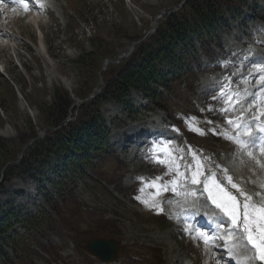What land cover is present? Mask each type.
<instances>
[{
    "label": "rangeland",
    "instance_id": "obj_1",
    "mask_svg": "<svg viewBox=\"0 0 264 264\" xmlns=\"http://www.w3.org/2000/svg\"><path fill=\"white\" fill-rule=\"evenodd\" d=\"M180 1L53 0L44 3L47 8L46 13L32 12L30 15L22 16L18 12L7 11L8 18L5 21L9 26V32L2 24L4 20L0 18V139H13L25 132L28 119H39V104L50 102L56 88L68 94L71 92L70 96L74 95V97L77 93L83 94L86 90L89 91L95 85L94 91L96 86L102 84L104 71H98L94 78H87L85 70L76 69L78 67L72 62L88 52H99L98 57L119 53L128 44L127 36L145 33L147 24L150 30L158 15L174 9ZM245 2L246 5H241L242 20H234L230 32H224L223 38L227 47L225 58L229 60L228 63L209 70V65L203 58L204 68L200 74V86L198 85L196 91L185 90L183 85L179 86L184 91L178 97L179 100L174 97L171 102L166 103L167 108L171 109L168 110V115L167 111L161 110L144 112L142 106L145 100L137 92H132L128 99L138 108V118L134 122L122 115V107L117 102L109 101L101 104L99 110L107 125L114 120L117 127L110 128L109 134V142L114 150L110 148L107 153L102 152L95 164L88 168L86 174L79 177L72 186L71 198L78 207L73 208V199L68 201L62 207L58 219L54 218L55 224H50V228L46 227V231L41 236L24 233L21 222L14 225V229L23 237V242L20 243L17 255L9 246L5 247L11 264H101L87 250L85 246L87 237H74L73 233L63 228L72 226L73 221L70 222V219L76 217L78 208L80 212H94L99 220H108L109 225H106L110 228L107 237L92 231L96 237L102 236L120 241L116 259L102 264L235 263L227 256L223 247L210 251L202 242L192 239L183 231L185 224L179 219V213H182L185 207L191 208V197L185 198L183 193L180 196L163 193L161 197L154 198L155 189L147 185L156 177H161L162 183L171 180L175 175L176 164L181 165L180 171L187 173L186 166H194L199 162L207 172L210 170L216 172L219 180L223 182L222 186L228 187L226 170L227 175L232 176L233 182L238 183L243 190L253 196L254 203L264 204V185L256 181L257 176L264 169V154L258 153L256 149H248L247 151L254 153V158L250 157L247 151L225 137V128L218 130L220 126L226 125L225 117L219 110L226 95H216L215 100L207 101L213 90L211 87L214 85L219 87L218 81L224 79L223 72L226 68H237L235 66L237 63L242 65L240 69L247 68L248 72L237 75L236 79L231 75V80L234 81L230 84H234L235 92V84L242 78H251L254 73L249 68L253 64L245 61L246 58L250 57L254 62L261 59L264 61V21L248 19L250 16L248 7L251 5L258 6L256 14L264 19V0H245ZM225 15L227 16L228 12H225ZM31 16L35 17L34 21ZM99 60L100 68L102 64L108 62L104 58ZM81 68L87 66L82 65ZM233 74L238 72L233 71ZM60 77L63 78L64 83ZM11 82L17 86L19 93L23 94L28 104L23 98H17L10 85ZM243 91L250 93L253 87L247 83ZM242 101L244 105L247 103V100ZM250 102L248 101L249 104ZM207 108L211 109V113L214 112L216 117L214 119L220 123L216 129L218 130L216 136L209 131L210 128H216V125L211 126L208 123L211 117L207 114ZM237 110L235 109L232 114L234 117ZM248 110V112L254 111L253 106L248 107ZM191 111H194L193 115L189 113ZM181 112H188V116H182L180 119L178 114ZM116 117H119V120H116ZM160 119L165 121V125ZM177 120H182L181 126L177 125ZM173 126L179 129V133L173 131ZM189 126L202 129L203 135L189 131ZM148 127L157 129L159 135H165L170 139L169 147L173 153L171 171L166 165L149 161L154 159L153 156L158 149L152 147L154 152L152 155H150L152 150H147L142 156L137 153L138 145L142 144L140 148L144 147L143 149L150 148L147 140L149 133L146 131ZM125 137H129V140L127 141L128 138L125 140ZM165 141L159 140L154 144ZM137 154L138 156H135ZM193 154L196 155L195 161ZM146 155L149 159L144 157ZM212 162H215V165H212ZM3 171L2 168L0 211H8L12 207L17 208L18 211L21 208L20 218L26 217L27 214L34 213L37 206L42 205L41 197L44 190L53 192L47 178L43 180L45 188L43 190L30 175H15L5 181ZM48 177L51 181L56 180L53 173L48 174ZM137 195L150 203L155 199V202L163 208V212L150 210L135 199ZM44 209L47 207L44 206ZM201 210L215 214L227 224V218L222 216L210 201L204 203L203 197L198 208V211L202 212ZM84 217L89 218L87 215ZM85 218L78 220L73 226L84 230ZM194 224L204 230L197 222ZM50 243L55 245V252L47 248ZM236 251L243 255L240 249Z\"/></svg>",
    "mask_w": 264,
    "mask_h": 264
},
{
    "label": "trees",
    "instance_id": "obj_2",
    "mask_svg": "<svg viewBox=\"0 0 264 264\" xmlns=\"http://www.w3.org/2000/svg\"><path fill=\"white\" fill-rule=\"evenodd\" d=\"M241 1L243 0H186L180 9L159 19L155 32L134 46L128 57L121 59L118 64L109 65L102 72L100 94L81 104L73 120L66 121L70 113L71 117L74 116L72 110L75 108V101L68 92L56 88L50 102L39 104V119H28L25 132L13 139H0V171L5 167V181L15 175L29 174L35 177L53 171L58 177V182L53 185V192L47 191L43 196L44 204L50 211L39 206L34 214H27L26 217L20 218L14 211L8 215L13 216L16 222L20 221L29 235L41 236L46 227L50 228V224H55L54 218L58 219L62 207L73 199L72 186L76 183V177L83 176L85 169L91 168L102 152H108V128L98 111L99 105L104 101L116 100L128 110V103L124 98L134 89L148 96L151 104L161 106L156 101L162 102L168 98L152 85L161 86L169 94L178 93L183 78L189 82L194 73L191 64L197 58L194 40L205 53H211V45H220L221 31L229 28L230 21L225 12L233 18L238 17L237 6ZM147 26L148 24L146 32ZM145 33L127 36V46L117 54L98 57L99 52H88L73 63L78 67L76 69L85 70L87 78H94L100 70V58L114 59L127 50L131 41L140 39ZM82 65L87 68H81ZM94 87L95 85L83 94L77 93L76 98H86ZM42 129H46L44 137L30 144L21 160L16 162L22 148L38 136ZM72 206L78 207L74 199ZM86 215L90 220L86 219L90 224H95V227L88 225L80 230L73 226ZM93 217L80 212L78 208L76 217L70 219V222L73 221L72 226L63 228L76 236L87 238L94 235L92 231L106 235L110 228L107 226L109 222L94 220ZM10 227L7 216L3 217L0 221V233ZM16 238L13 250L17 255L23 237L16 235ZM9 263L7 253L0 244V264Z\"/></svg>",
    "mask_w": 264,
    "mask_h": 264
},
{
    "label": "snow or ice",
    "instance_id": "obj_3",
    "mask_svg": "<svg viewBox=\"0 0 264 264\" xmlns=\"http://www.w3.org/2000/svg\"><path fill=\"white\" fill-rule=\"evenodd\" d=\"M12 4L15 6L9 8L6 0H0V12L15 13L17 7L23 8L25 12L30 10L29 0H12ZM256 71L264 73V67L258 66ZM257 83H264V76H261ZM220 94L226 95L222 89ZM212 99L215 100L216 97L213 96ZM226 103L229 106L221 108L220 111L225 117L226 124L232 128V134L227 136V139L245 151L254 146L253 138H258L264 145V111L254 109L255 114L249 113L246 118L244 113L248 109L241 108L240 115L234 117L232 114L239 101L229 98ZM251 107L249 105V108ZM208 123L211 124L212 121ZM173 131L179 133V129L175 126ZM189 131L203 135V130L197 127L189 126ZM209 131L214 135L217 134L215 128H210ZM169 144L170 141H165L154 144L152 147L158 149L154 157L155 162L168 166L171 171L173 153ZM258 147L261 154H264V146ZM247 154L254 158L253 152L247 151ZM193 160H196L195 154H193ZM186 167H188L187 173L180 171L181 165L176 164L175 175L167 182H160L161 177L151 181L147 186L155 189L154 198L161 197L163 193H171L173 196H180L183 193L185 198L191 197L192 207L184 209L181 213L185 224L184 232L188 233L192 239L202 242L210 251L223 247L227 256L234 260L235 264H264V204L254 203L253 196L243 190L238 183L233 182L232 176L227 175L226 170L225 178L228 187L222 186L223 182L219 180L216 172L204 170L202 163L197 162L194 166ZM257 195L260 194L257 193ZM201 197L204 198V203L210 201L219 213L227 218V224H225L223 221H218L215 216L208 217L214 223L217 234H210L190 222L191 216L207 215L198 211ZM135 199L150 210L157 213L163 212V208L155 202V199L151 203L139 195ZM237 249H240L243 255H240Z\"/></svg>",
    "mask_w": 264,
    "mask_h": 264
},
{
    "label": "bare ground",
    "instance_id": "obj_4",
    "mask_svg": "<svg viewBox=\"0 0 264 264\" xmlns=\"http://www.w3.org/2000/svg\"><path fill=\"white\" fill-rule=\"evenodd\" d=\"M0 14H1V16H3L4 19L7 17V13L6 12H0ZM31 18L33 19V21L35 20V17L31 16ZM256 69L257 68H251V70L254 72L251 75V78H242L239 81V83H236L235 84V86H236L235 93H236V95L239 96V98H237L238 100L241 99V98H243L242 100H247V103L243 107H241V108L248 109V107H249L248 105H251V106H253L254 109H258V110L264 111V101L262 103H260V104L258 102H256V98L259 95L264 94V83H260V84L257 83V81L260 79V77L261 76H264V73L257 72ZM246 79L248 81H245ZM247 83H248V85H251L253 87V91L250 92V93L249 92H246V91H243V88L246 86ZM222 90H227V88L223 87ZM248 101L249 102L251 101L250 104L248 103ZM241 108H239L235 112L236 116H239L240 115V109ZM248 111H246L244 113V115H247L248 116L249 113H251L253 115L255 114L254 111H252V112H248ZM253 144H254V142H253ZM258 146H264V145H262V143H261V144L257 145V147L256 146H253V147H251L249 149H252V150L256 149V150H258V153H259L260 151H259V147ZM255 168L256 169H259L258 167H255ZM259 175L257 176L256 181L257 182H261L264 185V169H263V171ZM185 209H190V206L189 207H185ZM202 222L203 221H200V223H202ZM202 225H203V227H205V223L204 222H203ZM209 233L211 234L212 231H210Z\"/></svg>",
    "mask_w": 264,
    "mask_h": 264
},
{
    "label": "water",
    "instance_id": "obj_5",
    "mask_svg": "<svg viewBox=\"0 0 264 264\" xmlns=\"http://www.w3.org/2000/svg\"><path fill=\"white\" fill-rule=\"evenodd\" d=\"M90 251L103 261H112L116 258L118 243L114 240L91 239L87 243Z\"/></svg>",
    "mask_w": 264,
    "mask_h": 264
}]
</instances>
